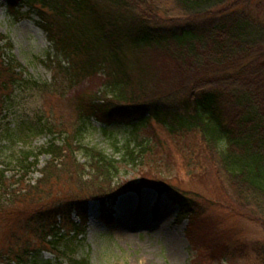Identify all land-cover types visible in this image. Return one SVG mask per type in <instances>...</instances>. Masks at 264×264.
<instances>
[{
  "label": "trees",
  "instance_id": "obj_1",
  "mask_svg": "<svg viewBox=\"0 0 264 264\" xmlns=\"http://www.w3.org/2000/svg\"><path fill=\"white\" fill-rule=\"evenodd\" d=\"M5 2L17 19L37 17L52 52L46 56L51 80L41 82L25 74L0 34V264H91L66 255L60 242L84 235L90 201L99 203L103 222L117 196L144 187L176 204L178 221L202 226L196 217L201 205L164 184L157 167L142 173L137 185L114 183L120 164L139 166L137 161L152 157V145L113 144L116 152L123 150L121 160L85 147L79 139L92 120L102 132L113 124L129 123L137 131L154 123L176 149L175 141L183 140L179 150L200 137L219 179L264 229V20L253 13V0ZM98 73L104 77L101 89L66 98L71 88ZM29 91L68 100L78 124L68 131L41 110L13 111L15 99ZM44 135L51 140L36 151L11 149ZM153 137L160 145L152 131L148 138L154 142ZM80 151L85 163L77 158ZM42 155L49 160L38 168ZM34 171L40 176L31 181ZM65 179L76 181L82 194L53 197L55 185ZM196 236L187 237L194 250ZM44 252L55 260L44 259ZM239 252L245 251L228 246L219 257L233 259ZM253 253L264 264V247Z\"/></svg>",
  "mask_w": 264,
  "mask_h": 264
},
{
  "label": "rangeland",
  "instance_id": "obj_2",
  "mask_svg": "<svg viewBox=\"0 0 264 264\" xmlns=\"http://www.w3.org/2000/svg\"><path fill=\"white\" fill-rule=\"evenodd\" d=\"M251 7L253 13L264 20V0H253ZM26 11L27 8L22 9V12ZM37 21L34 14L24 19L15 18L8 13L5 0H0V34L6 36L12 45L9 54L21 65L27 76L41 82H49L51 71L46 65V56L52 52V49ZM103 84L104 77L98 73L71 88L66 98H72L84 91L99 90ZM37 92L29 91L17 97L15 103H12L13 111L20 114L42 111L45 116H49L56 127L61 126L65 130L72 131L78 124V115L69 101L59 97L39 96ZM150 126L152 130L150 127L147 130L134 131L129 123H121L110 125L106 127V132H102L103 126L92 120L79 140L83 146L103 151L117 160L122 159L123 150L116 152L113 144L119 148H123L122 146L126 144L137 148L138 141H148L147 146L152 145V157L149 155L145 161H137L139 166L120 164V172L114 183L137 185L142 173L150 172V169L155 170L157 167L164 174L162 179L164 184L175 192L185 195L196 203L195 205H201L202 215L196 217L198 220H203L202 226L193 225L186 219L178 221V206L164 194H159L151 187H144L126 191L113 200L110 210L116 211L115 221L108 217V222L107 220L102 222L97 201H90L86 210L84 235L78 239L64 238L59 244V250L74 258L85 257L91 264H258L254 259L253 249L264 247V229L253 210L240 204L227 184L219 179V170L209 159L211 155L206 149H202L203 142L200 137L195 136L190 146L179 150L178 146L183 142L182 139L175 141L178 143L176 149L173 142L170 143L156 124L151 123ZM150 131L154 132L160 145L155 144L154 137V142L149 139ZM50 140L49 135L30 137L26 139L24 147L18 143L11 149L23 148L36 151L46 146ZM62 140L60 138L56 142L60 144ZM4 149L8 156L9 147ZM155 152L158 155H155ZM77 158L81 163L86 161L81 151L77 153ZM48 160L47 155H42L39 158L38 168H42ZM152 160L157 161L155 165ZM142 163L145 168L141 167ZM12 173L14 171L9 172ZM39 176V172L34 171L29 179L34 181ZM54 193L53 197L82 194L76 181L70 183L66 179L55 185ZM139 207H142L144 212L120 211L139 209ZM70 218L79 222L75 214ZM131 220L135 221L134 226L135 224L139 226L137 229L139 232L135 231L126 236L124 233H129L131 230L122 232L117 227L124 226ZM165 230H173L180 241L177 255H173L168 247ZM193 232L197 234L196 241L199 246L195 250L192 249L187 238L188 233L193 234ZM228 246L231 250L242 248L245 252L235 254L233 259L226 256L220 258L223 248ZM42 256L44 259L55 260L54 255L49 252H44Z\"/></svg>",
  "mask_w": 264,
  "mask_h": 264
},
{
  "label": "bare ground",
  "instance_id": "obj_3",
  "mask_svg": "<svg viewBox=\"0 0 264 264\" xmlns=\"http://www.w3.org/2000/svg\"><path fill=\"white\" fill-rule=\"evenodd\" d=\"M120 211H122V212L126 211L128 213H136V212L142 213V212H144V209H142V207H139V209L138 208H133V209H128V210L121 209ZM133 211H136V212H133ZM140 216H142V215H140ZM134 222H135L134 220H131L128 224L123 223L124 226H119V227H117V229L121 230L122 232L125 230H131V231H129V233H124L126 236H129L130 234L134 233L135 231L139 232L137 230V229H139V226H137V224H135V226H134ZM165 232H166V236H167L166 239H167L168 247L170 248L171 253L173 255L174 254L177 255V252H178L177 250H178L180 241L178 240V238H177V236L173 230H165Z\"/></svg>",
  "mask_w": 264,
  "mask_h": 264
}]
</instances>
